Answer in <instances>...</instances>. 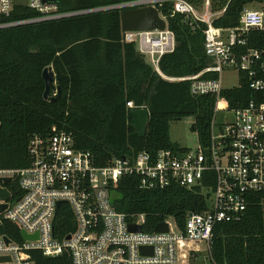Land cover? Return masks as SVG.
Masks as SVG:
<instances>
[{"label": "built area", "instance_id": "built-area-1", "mask_svg": "<svg viewBox=\"0 0 264 264\" xmlns=\"http://www.w3.org/2000/svg\"><path fill=\"white\" fill-rule=\"evenodd\" d=\"M230 1L116 0L61 14L57 3L26 0L25 9L35 17L0 23V28H8L74 15L152 8L164 21V30L121 32L122 42L133 44L163 80L188 82L192 96L215 98L208 137L203 141L196 133L198 147L193 151L161 150L155 155L142 151L98 166L90 152L76 147L70 133L53 129L47 136H32L27 167H0V190L8 193L6 199L0 198V264H35L34 252L48 258L66 252L71 264H216L210 253L216 227L239 222L251 197L264 195V50L243 52L250 31L264 32V0L244 5L235 27L215 26ZM15 8L20 7H14L13 0H0L1 16L9 17ZM176 15L192 30L205 26L203 49L211 63L195 74L166 77L159 61L175 49L168 19ZM224 72L234 73L238 85L244 75L253 99L227 108L220 96ZM210 74L215 78L206 77ZM126 106L135 109L132 103ZM133 176L144 190H193L204 205L185 214L182 228L169 217L149 229L145 214L127 216L111 202L117 182ZM61 216L71 219L72 230L58 238L55 228ZM161 223L166 232L154 230ZM129 225L139 230H129ZM21 232L32 238L24 240ZM141 248L147 251L141 253Z\"/></svg>", "mask_w": 264, "mask_h": 264}, {"label": "trees", "instance_id": "trees-1", "mask_svg": "<svg viewBox=\"0 0 264 264\" xmlns=\"http://www.w3.org/2000/svg\"><path fill=\"white\" fill-rule=\"evenodd\" d=\"M252 0H231L217 27H235L244 5ZM116 0H60L57 10L70 14L108 5ZM223 3V1H222ZM221 3V4H222ZM36 14L15 8L0 23L29 19ZM175 49L163 55L159 70L166 77L195 74L211 63L203 49L205 28L191 29L180 15L168 19ZM247 49L264 50V32L250 31ZM51 66L60 80V97L54 103L43 99L44 68ZM215 78V75H207ZM50 95H53L50 91ZM220 96L227 108L244 106L254 97L248 80L240 75L237 87ZM126 103L148 111L143 136L133 127L134 118ZM215 98L195 97L188 82L163 80L138 54L133 44L121 40L119 12L74 15L57 20L0 28V167H27V148L32 136L66 132L78 149L88 151L98 166L114 158L145 151H181L171 142L170 123L192 119L190 130L205 141ZM113 207L127 216L145 214L147 228L169 217L182 228L187 212L204 203L193 190L177 187L144 190L137 177L120 179L112 189ZM71 219H58L55 231L63 238L72 228ZM11 228V226H10ZM13 229V227H12ZM17 237V232H16ZM216 264H264V195L251 197L239 222L219 224L210 249ZM35 264H71L70 256L48 258L34 252Z\"/></svg>", "mask_w": 264, "mask_h": 264}, {"label": "water", "instance_id": "water-1", "mask_svg": "<svg viewBox=\"0 0 264 264\" xmlns=\"http://www.w3.org/2000/svg\"><path fill=\"white\" fill-rule=\"evenodd\" d=\"M43 2L58 3L60 0H42ZM14 7L25 8L26 0H13ZM120 29L121 32H133V31H153L164 30L165 23L158 16V12L152 8L144 9H130L123 10L119 13ZM41 77L44 82L43 99L46 102H56L61 93L60 80L58 74L54 73L51 66L43 69ZM50 91L53 95H50ZM131 116L134 118L133 127L138 132L139 136H143L146 130L148 121V111L144 108H137L130 110ZM9 179L5 180V183H9ZM8 193L6 190H0V198L6 199ZM4 208V206H3ZM129 230H139L138 227L132 225L128 226ZM156 232H166L167 227L164 223L157 225L154 229ZM21 236L24 240H29L32 237L26 236L21 232ZM141 253L146 252L145 248L140 249ZM151 251V250H149ZM1 260V259H0Z\"/></svg>", "mask_w": 264, "mask_h": 264}, {"label": "rangeland", "instance_id": "rangeland-1", "mask_svg": "<svg viewBox=\"0 0 264 264\" xmlns=\"http://www.w3.org/2000/svg\"><path fill=\"white\" fill-rule=\"evenodd\" d=\"M237 85L238 81L234 73L224 72L222 74V86L224 89H231ZM192 123V119L171 122L169 128L171 142L178 144L183 149L196 150L198 147L197 134L190 130Z\"/></svg>", "mask_w": 264, "mask_h": 264}]
</instances>
